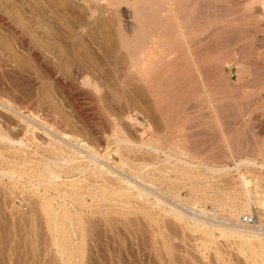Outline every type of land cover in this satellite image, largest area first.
Wrapping results in <instances>:
<instances>
[{"label": "rangeland", "instance_id": "374dc122", "mask_svg": "<svg viewBox=\"0 0 264 264\" xmlns=\"http://www.w3.org/2000/svg\"><path fill=\"white\" fill-rule=\"evenodd\" d=\"M263 88L264 0H0V264H264V238L261 259L239 239L202 243L166 208L231 223L243 213L226 201L250 199L264 235ZM51 133L64 152L102 156L101 172L39 177L32 160L63 153H49ZM120 177L150 197L120 192Z\"/></svg>", "mask_w": 264, "mask_h": 264}, {"label": "bare ground", "instance_id": "6f19581e", "mask_svg": "<svg viewBox=\"0 0 264 264\" xmlns=\"http://www.w3.org/2000/svg\"><path fill=\"white\" fill-rule=\"evenodd\" d=\"M180 9V8H179ZM177 10V9H176ZM171 11V10H170ZM180 11V10H179ZM180 14V13H179ZM174 16V15H173ZM176 17V16H175ZM181 18V17H180ZM185 18V17H184ZM183 19V18H182ZM189 19H191V18H189ZM176 20V19H175ZM192 20V19H191ZM184 21V20H183ZM186 21V20H185ZM187 22V21H186ZM188 22H189V20H188ZM192 22V21H191ZM191 22H189V23H191ZM183 23V22H182ZM188 23V24H189ZM186 25V24H185ZM190 25V24H189ZM175 27H176V25H174ZM183 25L179 22V23H177V28L179 29V31L177 32L178 33V35L180 36V38L179 39H182V41H181V44H183L186 48V50L184 51V54H182V56L183 55H187V56H184V58L185 57H187L189 60H190V62H192V64H193V66L192 67H194L195 69H196V67H195V65L196 64H194V60H195V57H193V53L191 52V48L189 49V45H190V41H189V39L191 40V33L189 32V33H185L184 32V30H182V27ZM185 27V26H184ZM186 27H188V25L186 26ZM193 29V28H192ZM195 30V29H194ZM197 31V30H196ZM193 32H195V31H193ZM193 35V34H192ZM161 36V35H160ZM175 36V35H174ZM176 37V36H175ZM151 38V37H150ZM162 38H165V37H162ZM167 38V37H166ZM157 39H160V38H158L157 37ZM156 39V40H157ZM169 39V38H168ZM176 39H178V37L176 38ZM196 39H197V37H196ZM198 40V39H197ZM151 41H153V40H151ZM159 41V40H158ZM179 41V40H178ZM162 42V41H161ZM194 42V41H193ZM157 43H159V42H157ZM156 43V44H157ZM163 43V42H162ZM148 44H150V43H148V41H147V47H148ZM176 44H177V42H176ZM171 45V44H170ZM180 45V44H179ZM178 45V46H179ZM165 46L166 45H164V47H163V53H164V48H165ZM168 46V45H167ZM172 46V45H171ZM174 46V45H173ZM177 46V45H176ZM178 46H177V48H178ZM193 46V45H192ZM143 47V46H142ZM144 47H146V46H144ZM153 47V46H152ZM170 47V46H169ZM168 47V48H169ZM175 47V46H174ZM149 48H151V47H149ZM159 48V47H158ZM160 48H161V46H160ZM173 48V47H172ZM145 49H147V48H145ZM152 49V48H151ZM143 50V49H142ZM168 50H170V49H168ZM173 50V49H172ZM174 50H176V49H174ZM147 51V50H146ZM149 51H150V49H149ZM182 51V52H183ZM145 52V51H144ZM143 52V53H144ZM158 52V51H157ZM160 53H162V51H159ZM173 52H175V51H172V53ZM176 53V52H175ZM148 54V53H147ZM147 54H145V55H147ZM159 54V53H158ZM158 54L156 53V55L158 56ZM177 54V53H176ZM180 54V53H179ZM197 53H195V55H196ZM152 55H153V53H152ZM164 55V54H163ZM150 56V55H149ZM155 56V55H154ZM154 56H151V57H154ZM160 56V55H159ZM162 56V55H161ZM160 56V57H161ZM164 56H166V55H164ZM172 56V55H171ZM178 56V55H177ZM146 58H147V56H146ZM149 58L150 57H148V60H149ZM150 59H152V58H150ZM157 59V58H156ZM159 59V58H158ZM183 59V58H182ZM180 60V59H179ZM149 61H151V60H149ZM148 61V62H149ZM153 61V60H152ZM158 61V60H157ZM196 61V60H195ZM187 62V61H186ZM190 62H187V64L189 63V64H191ZM150 63V62H149ZM167 63V62H166ZM197 63V62H196ZM200 63V62H199ZM164 64V63H163ZM169 64V63H168ZM181 64V63H180ZM185 64V63H184ZM184 64H183V67L182 68H186V67H184ZM186 64V65H187ZM218 64V63H217ZM220 64V63H219ZM201 65V64H200ZM158 66V65H157ZM162 64H161V66H158V67H161L162 68ZM181 66V65H180ZM190 68H191V66L190 65H188ZM217 66V65H216ZM221 66V65H220ZM188 67V68H189ZM199 67V66H198ZM160 68V69H161ZM164 68H166V67H164ZM176 68V67H175ZM178 68V67H177ZM181 68V67H180ZM188 68H186V69H188ZM215 68V67H214ZM198 69V68H197ZM205 69V68H204ZM216 69H217V67H216ZM216 69H215V71H216ZM221 69V68H220ZM220 69H218V70H220ZM177 70H179V68L177 69ZM182 70V69H181ZM189 71H191V72H193L192 70L193 69H188ZM203 70V69H202ZM174 71V70H173ZM182 71H184V70H182ZM187 72V73H190V75L191 74H195L196 73V75H198V76H195V77H199V79H198V83H196V84H198L197 85V87H198V89H196L197 87H195L194 89H195V91H197V92H209L208 91V86H207V84L205 83V79L207 78H203L202 77V75L201 74H203V73H201V72H198L199 71V69H198V71L197 72H195V73H191V72ZM221 71V70H220ZM203 72V71H202ZM216 72H218V71H216ZM221 73H222V71H221ZM179 74H181V73H179ZM217 74V73H216ZM219 74H220V72H219ZM219 74H217L218 76H219ZM185 75V74H184ZM189 75V76H190ZM204 75V74H203ZM235 75V74H234ZM181 76V75H180ZM189 76L187 77V74H186V77L187 78H189ZM236 76V75H235ZM185 77V78H186ZM194 77V76H193ZM215 77H217V76H215ZM209 78V77H208ZM208 78L206 79V81L208 80ZM240 78V77H239ZM178 79V78H177ZM180 79H182L181 77H180ZM180 79H178V80H180ZM190 79V78H189ZM188 79V80H189ZM204 79V80H203ZM209 79H211V78H209ZM213 79V78H212ZM185 80V79H184ZM192 80V79H191ZM197 80V79H196ZM214 80V79H213ZM87 81V80H86ZM177 81V80H176ZM175 81V82H176ZM190 81V80H189ZM193 81V80H192ZM195 81V80H194ZM236 81H237V79H236ZM185 82V81H184ZM197 82V81H196ZM208 82H209V80H208ZM232 82V81H231ZM179 83V82H178ZM188 83V82H187ZM189 83H191V82H189ZM188 83V84H189ZM211 83V82H210ZM233 83V82H232ZM249 83V82H248ZM86 84H87V82H86ZM186 84V83H185ZM192 84H193V82H192ZM234 84H235V82H234ZM233 84V85H234ZM182 85V84H181ZM232 85V84H231ZM232 85V86H233ZM240 85V84H239ZM242 85V84H241ZM247 85V84H246ZM250 85V84H249ZM248 85V86H249ZM89 86V85H88ZM95 86V85H94ZM196 86V85H195ZM229 86V85H228ZM227 86V87H228ZM179 87H180V85H179ZM183 87V86H182ZM192 86H190V88H191ZM210 87V86H209ZM225 86H222V88H224ZM94 88V87H93ZM189 88V89H190ZM193 88V87H192ZM191 88V89H192ZM238 88V87H237ZM181 88H179V90H180ZM183 89H184V87H183ZM234 89H235V87H234ZM182 90V89H181ZM186 90V89H185ZM185 90H183V92L185 91ZM200 90V91H199ZM212 90V89H211ZM226 90V89H225ZM228 90H230V89H228ZM258 90V92H259V89H257ZM261 90V89H260ZM263 90H264V88H263ZM227 91V90H226ZM231 91H232V88H231ZM230 91V92H231ZM233 91H235V90H233ZM237 91V90H236ZM262 91V90H261ZM181 92V91H180ZM190 93L192 92H194V90L193 91H189ZM189 92H188V94H189ZM215 92V91H214ZM229 92V91H228ZM238 92V91H237ZM239 92H240V90H239ZM244 92V91H243ZM264 92V91H263ZM191 93V94H192ZM190 94V95H191ZM207 94V93H206ZM205 94V95H206ZM227 94V93H226ZM229 94V93H228ZM246 94V93H245ZM257 94V93H256ZM3 95V94H2ZM187 95V94H186ZM190 95H188V96H190ZM208 95V94H207ZM212 95V94H211ZM244 95V94H243ZM201 96V95H200ZM210 96V95H209ZM209 96H206V97H209ZM230 96H231V94H230ZM232 96H233V94H232ZM183 97V96H182ZM15 98V97H14ZM33 98V97H32ZM181 98V97H180ZM199 98H201V97H199ZM210 98V97H209ZM226 98H227V96H226ZM229 98H232V97H229ZM234 98V97H233ZM243 98V97H242ZM12 99V98H11ZM205 99V98H204ZM247 99V98H246ZM32 100V99H31ZM207 100V99H206ZM206 100H205V102H206ZM12 101V100H11ZM25 101V100H24ZM27 101V100H26ZM37 101V100H36ZM201 101V100H200ZM199 101V102H200ZM8 102V101H7ZM6 102V103H7ZM16 101H14V103H15ZM19 102V101H18ZM23 102V101H22ZM28 102L30 103V101L28 100ZM33 102V101H32ZM35 102V101H34ZM196 102H198V100L196 99V101H195V103ZM198 102V103H199ZM204 102V101H203ZM205 102H204V105H203V103L202 102H200V103H202V105H203V107L205 106H207V105H205ZM1 103V102H0ZM26 103V102H25ZM209 103V102H208ZM7 104H9V103H7ZM20 104V103H19ZM23 104V103H22ZM22 104H20V105H22ZM194 104V103H193ZM193 104H191L192 106H193ZM211 104V103H210ZM1 105V104H0ZM15 105V104H14ZM17 105V104H16ZM26 105V104H25ZM30 105V104H29ZM29 105H27V106H29ZM32 105V104H31ZM196 105H198V104H196ZM201 104H199L198 105V109H200V111H201V109H203V107H200V106H202ZM18 106V105H17ZM23 106V105H22ZM211 106V105H210ZM3 107H5L9 112H12L14 115H16L17 117H21V118H24V116H22V114H21V112H20V110L21 109H17L16 107H9V105H8V107L7 106H3ZM34 107V106H33ZM194 107H196L195 105L193 106V110H195V108ZM208 107V106H207ZM19 108V107H18ZM29 108V107H28ZM28 108H27V110H28ZM215 108V107H214ZM23 109V108H22ZM191 109V108H190ZM29 110H31V108H29ZM196 110H197V108H196ZM7 111V112H8ZM32 111V110H31ZM3 112V111H2ZM195 112V111H194ZM193 112V113H194ZM5 113V112H4ZM213 113V112H212ZM13 114H11V115H13ZM17 119H19V118H17ZM25 119V118H24ZM26 120V119H25ZM22 121H24V120H22ZM27 124V128H30V127H28V123H26ZM30 126V125H29ZM22 127H24V126H22ZM176 127V126H175ZM178 127V126H177ZM31 130V129H30ZM33 130V129H32ZM56 133V132H55ZM55 133H51V139H52V143H50L49 144V153H51V154H57V152H62L63 151V153L60 155V157H59V159L58 158H50V159H46L44 162H40V161H37V162H34L33 160H32V162H33V164H32V167H33V170L34 171H37L38 172V174L40 173V176L39 177H44L45 178V180L47 179H59L60 178V174H61V171H71V172H73V173H82V172H85V171H89V170H96V171H100V165H99V162H98V160L100 159V158H102V156L100 157L98 154H95V152H92V154H91V152H88V153H86V154H82V152H79V151H75V149H74V151L73 150H71L70 148L68 149L69 150V154L68 153H66V152H64L65 150L64 149H67V148H65L64 146H63V143H60V141H57L58 140V138H57V134H55ZM29 138V137H28ZM57 138V139H56ZM5 139H6V137L5 136H3L2 134H0V140H4L5 141ZM29 140V139H28ZM32 140V139H31ZM7 141V140H6ZM121 141V140H120ZM178 141V140H177ZM14 142V141H13ZM124 142V141H123ZM122 142V143H123ZM179 142V141H178ZM12 143V142H11ZM14 144V143H13ZM15 144H17L18 145V147L20 146V148L21 147H23V146H25L26 147V145H24L22 142H16ZM66 145V144H65ZM145 145V144H144ZM46 146V145H45ZM132 146V145H131ZM173 146V145H172ZM178 146V145H177ZM69 147V146H68ZM141 147V146H140ZM168 147V146H167ZM178 148V147H177ZM152 149H154V151H157L155 148H152ZM171 150H175V148L173 147V148H170ZM44 150H46V149H44ZM177 150V149H176ZM174 151L173 152V154L174 153H178V151ZM89 151V150H88ZM87 152V151H86ZM48 153V152H47ZM49 153H48V155H49ZM90 153V154H89ZM121 153V152H120ZM180 151H179V155H180ZM50 154V155H51ZM59 154V153H58ZM64 154V155H63ZM50 155H49V157H50ZM19 156V155H18ZM54 156V155H53ZM53 156H51V157H53ZM58 156V155H57ZM55 157V156H54ZM14 158H15V156H14ZM13 158V159H14ZM34 159V158H33ZM27 160V159H26ZM118 160V159H117ZM177 160V159H176ZM18 161V160H17ZM119 161V163L122 165V166H127L128 164H127V162L125 161V160H118ZM177 161H179L180 162V160H177ZM116 163V162H115ZM240 163H244L243 161L242 162H240ZM239 163V164H240ZM102 164V163H101ZM186 164V163H185ZM249 164H250V162H249ZM114 165V164H113ZM116 165V164H115ZM91 166H94V168H91ZM118 166V165H117ZM237 166H238V164H237ZM236 166V167H237ZM62 168H63V170H62ZM107 168V167H106ZM109 168V167H108ZM119 168V167H118ZM147 168V167H146ZM145 168V169H146ZM111 169V168H110ZM143 169H144V167H143ZM224 169V168H223ZM223 169L221 170V171H223ZM105 170V169H104ZM135 170H137L138 172L141 170V167L139 166L138 167V169H137V167H136V169ZM225 170V169H224ZM145 171V170H144ZM215 171H219L218 169L217 170H215ZM221 171H219V173L221 172ZM37 172H35V173H37ZM101 172V171H100ZM99 172V173H100ZM110 172V171H109ZM137 172V173H138ZM141 172V171H140ZM12 173V172H11ZM15 174V173H14ZM34 174V173H33ZM37 174V175H38ZM102 174V173H101ZM100 174V175H101ZM107 174H109V173H107ZM106 175V174H105ZM136 175V174H135ZM134 175V176H135ZM17 176V175H16ZM19 176V175H18ZM161 176V175H160ZM106 177V176H105ZM164 177V176H163ZM19 178H20V176H19ZM135 178L137 179V180H139L140 182H142V183H145V184H150V183H148L146 180H144V177H142V176H135ZM240 179L239 180H241L240 182H241V184H242V186L241 187H243L244 188V186L246 187L250 182H249V180H247L246 179V177H243V176H241L240 175V177H239ZM103 179V178H102ZM108 178H106L105 180H107ZM110 179V178H109ZM108 179V180H109ZM71 180V179H70ZM79 180V179H78ZM107 180V181H108ZM112 180V179H111ZM40 181V180H39ZM38 181V182H39ZM50 180H48V182H49ZM74 181H75V179L74 180H72V181H69V182H71V184L72 183H74ZM100 181V180H99ZM115 181V180H114ZM38 182H36V183H38ZM45 182V181H44ZM43 182V183H44ZM47 182V183H48ZM76 182V181H75ZM41 183V182H40ZM42 183V184H43ZM77 183V182H76ZM79 183V182H78ZM77 183V184H78ZM103 183V182H102ZM110 183H112L111 181H110ZM39 184V183H38ZM106 184H107V182H106ZM109 184V183H108ZM115 184V183H114ZM240 184V185H241ZM76 185V184H75ZM75 185L74 184H72L71 185V187H72V189H74L75 188ZM79 185V184H78ZM116 185V184H115ZM117 187L119 188V191L120 192H127L128 190H133V192L137 195V197H141V198H143V199H145V198H149L150 197V194L147 192V191H144V190H142V189H138V186L136 185V183L135 182H129V181H126L125 180V178H123V177H120L119 179H118V183H117ZM105 186V185H104ZM70 187V186H69ZM76 187H77V185H76ZM111 187H112V184H111ZM65 189V188H64ZM81 189V188H80ZM79 190V189H78ZM64 192H65V190H63ZM192 192H196V194H197V192L199 193L200 191L199 190H197V189H195V190H191ZM247 191V190H246ZM66 192H68V190L66 191ZM77 192V191H76ZM245 192V191H244ZM248 192V191H247ZM73 192H71V191H69V194H72ZM246 193V192H245ZM68 194V193H67ZM111 194V193H110ZM117 194V193H116ZM129 195H131V194H129ZM72 196V195H71ZM74 196V195H73ZM109 196V195H108ZM128 196V195H127ZM43 197V196H42ZM134 198V197H133ZM140 198V199H141ZM75 199H77L76 197H75ZM201 199H202V197H201ZM200 199V200H201ZM111 200V199H110ZM147 200V199H146ZM157 200V199H156ZM196 200V199H195ZM143 201V200H142ZM158 201V200H157ZM197 201V200H196ZM196 201H194V203H193V205H197L196 204ZM250 199H248V201H246V202H244L243 204H242V206H238L237 204L235 205L234 204V202H230V200H229V202L231 203V205L230 204H228V201H226V204L227 205H229V206H231L232 208L234 207V208H240L238 211L240 212V213H243L241 216H238L237 218V220H235V221H233V222H231V223H226V219H223V218H220V217H216V218H219V223H214V222H212V220L211 219H206L203 215V211L202 210H199V211H196V210H193V211H190L192 214L191 215H189V214H186V213H184V212H182L181 210H178V209H176V208H174V207H172V206H166V208H168V212L171 214V216L173 215L174 217H175V219H178V221L180 222V223H182V222H184L183 224L185 225V228H187V229H189L191 232H193V233H198V234H200L201 235V240L203 239V241H202V243H207V242H209V241H211V240H213L214 241V239H218V238H235L234 240H242L243 242L242 243H240V244H243L242 246H244V243H245V245H246V247H247V245H248V247L251 249V247H255V244H256V247H255V251L256 250H258L259 249V252L261 251L260 250V248L262 249V247H260L261 245V242H259V240H261V241H263L264 239V235H262V236H258L257 234H255L254 232H260V231H258V230H260L261 228H263V225L259 222L260 220H258L260 217L257 215V213L256 212H254L253 210H252V212H251V209H253V202L251 201ZM82 203V202H81ZM255 205V204H254ZM42 207H43V209H44V211H45V213H46V216L48 217V218H55L56 216L58 217V215L56 214V212H54V211H51V202H50V199H44L43 200V202H42V205H41ZM256 206V205H255ZM63 207V206H62ZM233 208V209H234ZM53 209V208H52ZM235 209V210H236ZM42 210V209H41ZM65 210V209H64ZM68 211V210H67ZM250 211V212H249ZM62 212V211H61ZM250 213V214H247V213ZM68 213H70V212H68ZM234 214H235V211H234ZM239 214V213H238ZM248 215V216H247ZM70 217V216H69ZM68 217V214H67V212L65 211H63V214H62V218L61 219H67V218H69ZM212 217H215V216H212ZM249 217H251V218H253V219H255L256 220V222H255V224L257 225V226H259L260 227V229L259 228H256L254 225H247V224H245L244 222H243V220L244 219H247V218H249ZM60 218V217H59ZM58 220V219H57ZM52 221V220H51ZM57 222H59V220L57 221ZM68 222V221H67ZM54 224V223H53ZM57 224V223H56ZM61 224V223H60ZM72 224V223H71ZM225 224L227 225V226H225ZM58 225V224H57ZM64 225H65V223H64ZM62 230V229H61ZM262 230V229H261ZM65 231V230H64ZM254 231V232H253ZM55 232V231H54ZM261 233H263V232H261ZM54 239H55V237H54ZM263 239V240H262ZM198 240V239H197ZM255 241L257 242V243H255ZM241 242V241H240ZM262 245H263V243H262ZM252 248V249H253ZM264 248V247H263ZM62 248L60 247V250H61ZM251 249V250H252ZM59 250V251H60ZM69 250V249H68ZM202 250H204V249H202ZM250 250V251H251ZM254 250V249H253ZM252 252H254V251H252ZM259 252L258 251H256V252H254L255 254H256V256H257V253L259 254ZM262 252V251H261ZM253 253V254H254ZM264 253V252H263ZM254 254V255H255ZM255 256V257H256ZM259 257L260 256H262V254L261 255H258ZM257 256V257H258ZM264 257V256H263ZM258 259V258H257ZM259 259H261V257L259 258ZM260 263V262H259Z\"/></svg>", "mask_w": 264, "mask_h": 264}, {"label": "built area", "instance_id": "2783aa9c", "mask_svg": "<svg viewBox=\"0 0 264 264\" xmlns=\"http://www.w3.org/2000/svg\"><path fill=\"white\" fill-rule=\"evenodd\" d=\"M207 216L208 217H206V219H211L212 222H214V223H219V221H220L219 218H216L217 216H215V217H212V215H207ZM243 222L247 225H254L256 228L260 229V227L255 224L256 220L251 218V217L244 219ZM261 229L263 230V228H261ZM261 229L258 231H262Z\"/></svg>", "mask_w": 264, "mask_h": 264}]
</instances>
